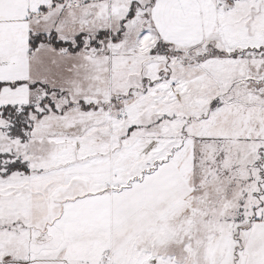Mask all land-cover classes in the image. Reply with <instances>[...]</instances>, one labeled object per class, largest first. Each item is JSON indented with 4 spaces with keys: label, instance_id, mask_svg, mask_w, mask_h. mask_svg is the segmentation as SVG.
Listing matches in <instances>:
<instances>
[{
    "label": "snow or ice",
    "instance_id": "1",
    "mask_svg": "<svg viewBox=\"0 0 264 264\" xmlns=\"http://www.w3.org/2000/svg\"><path fill=\"white\" fill-rule=\"evenodd\" d=\"M0 264H264V0H0Z\"/></svg>",
    "mask_w": 264,
    "mask_h": 264
}]
</instances>
